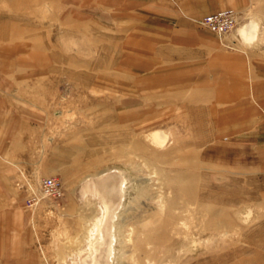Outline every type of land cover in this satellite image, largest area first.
I'll return each mask as SVG.
<instances>
[{"label":"rangeland","instance_id":"374dc122","mask_svg":"<svg viewBox=\"0 0 264 264\" xmlns=\"http://www.w3.org/2000/svg\"><path fill=\"white\" fill-rule=\"evenodd\" d=\"M168 1L0 0V264L100 247L107 264H264V110L228 114L202 70L209 45L264 57V0L218 8L238 13L222 35L197 0ZM44 176L61 195L29 205Z\"/></svg>","mask_w":264,"mask_h":264},{"label":"crops","instance_id":"0c3cea01","mask_svg":"<svg viewBox=\"0 0 264 264\" xmlns=\"http://www.w3.org/2000/svg\"><path fill=\"white\" fill-rule=\"evenodd\" d=\"M178 1L182 5H184L185 9L187 8L186 0ZM200 1L201 2L197 0V3H199V5L195 9H191L198 16L201 15L200 13H203L205 11H208V13L216 11L218 8L225 4H232L236 7L244 9L246 7H249L250 10L254 11L256 9L257 11V9L260 8L259 2L261 0ZM207 1L209 3H206ZM168 2V0H163V3L166 5L168 4ZM260 10L262 9H259L258 11ZM148 14L149 16L153 17L160 16V11H157L154 5L152 9H149ZM262 47L263 45H246V43H244V45H233L229 48L221 47L220 45L208 46L209 52H206L207 61L202 65L206 68H203L202 70L204 71V73H208L209 70L211 71L212 83L210 91L212 93L210 96L214 99L227 100V103H229V108L227 109L228 114L239 112V109L243 105H246L250 109L251 113L255 115L258 114L261 109L264 110V57H260L259 53L256 52L257 50H261ZM199 51L200 50L196 48L197 58H199L200 56ZM196 74L198 77L201 75L200 69H197ZM251 125H253V120L251 122ZM36 131L37 130H35V134ZM24 161L34 163V172L38 173V151L34 153H30L27 151L24 157Z\"/></svg>","mask_w":264,"mask_h":264},{"label":"built area","instance_id":"2783aa9c","mask_svg":"<svg viewBox=\"0 0 264 264\" xmlns=\"http://www.w3.org/2000/svg\"><path fill=\"white\" fill-rule=\"evenodd\" d=\"M210 30L222 35L232 29L238 21V13L232 7L218 9L197 19ZM61 195L60 181L56 176H44L40 179L37 189H31L27 197L29 205L34 204L42 197L57 198Z\"/></svg>","mask_w":264,"mask_h":264},{"label":"bare ground","instance_id":"6f19581e","mask_svg":"<svg viewBox=\"0 0 264 264\" xmlns=\"http://www.w3.org/2000/svg\"><path fill=\"white\" fill-rule=\"evenodd\" d=\"M109 183H106V182H103V189H104V192L107 193L108 195H110L109 197H113L114 195V192H116V188L114 185L113 186H110L108 185ZM110 186V187H109ZM113 187V188H112ZM118 190V189H117ZM119 192V191H118ZM121 192V191H120ZM122 194V193H121ZM115 196V195H114ZM121 197V196H120ZM116 205V204H115ZM112 210H113V207H112ZM111 231V230H110ZM109 233H107L108 235ZM111 236V234H110ZM104 237L106 236H102L103 238V242L101 243L102 245H104V242L106 240H109V238H105ZM109 237V236H108ZM106 243V242H105ZM113 249V248H112ZM105 247L102 249L101 247L99 248V253L98 255L96 256V259H95V264H107L108 261H109V256H108V252L105 251ZM104 251V252H103ZM113 264V263H112Z\"/></svg>","mask_w":264,"mask_h":264}]
</instances>
